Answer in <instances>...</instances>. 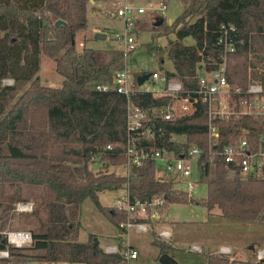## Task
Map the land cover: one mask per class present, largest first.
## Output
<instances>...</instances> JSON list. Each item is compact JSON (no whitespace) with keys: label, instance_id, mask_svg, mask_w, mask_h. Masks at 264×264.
I'll return each instance as SVG.
<instances>
[{"label":"trees","instance_id":"16d2710c","mask_svg":"<svg viewBox=\"0 0 264 264\" xmlns=\"http://www.w3.org/2000/svg\"><path fill=\"white\" fill-rule=\"evenodd\" d=\"M87 1L0 0V185L45 188L44 216L38 215L41 231H30L32 246L9 248L10 258L0 259V264H10L14 258L64 264H123L120 254H107L100 246L94 247L92 237L86 242L75 239L85 200L90 199L122 233L120 225L127 221V215L102 206L99 193L127 189L131 198L141 201L163 195L166 209L169 204L192 202L170 180L156 177L154 161L133 168L128 176L90 170L97 159L103 167L125 164L122 146L126 101L114 92L94 89L96 84H112L115 73L124 68L122 51H101L75 42L78 33L86 29ZM181 1L183 12L171 24L157 22L153 27L161 31L152 34L150 40L153 45L160 37L175 36L167 49L173 65V72L164 74L167 79H177L190 89L201 66L206 72L216 69L224 56L223 45L218 44L220 28L224 27L233 43V51L226 56L230 83L241 88L258 84L264 89V0ZM192 17L195 21L187 24ZM57 21L64 24L56 26ZM186 38L194 44H182ZM79 44L83 45L80 49ZM41 56L54 60V70L63 78L61 86L40 83L37 74ZM6 80L14 84L5 85ZM133 101L143 109H151L165 105L167 98L142 94ZM213 123L220 129L216 149L234 139L240 129L250 131L248 138L252 141L257 133L264 132V122L249 117ZM157 125L161 129L157 149L178 154L184 147L197 145L204 151L203 159L194 167L195 181L206 187V196L197 205L208 212L216 208L229 220L264 222V180H241L219 157L211 159L206 118L194 115ZM180 137L186 142L174 140ZM108 145L114 146L112 151L106 150ZM2 227L0 223V231L5 230ZM152 244L160 255L172 249L156 235ZM7 248L6 237L0 234V251ZM207 264L255 263L213 254L207 256Z\"/></svg>","mask_w":264,"mask_h":264},{"label":"built area","instance_id":"2783aa9c","mask_svg":"<svg viewBox=\"0 0 264 264\" xmlns=\"http://www.w3.org/2000/svg\"><path fill=\"white\" fill-rule=\"evenodd\" d=\"M166 10L167 6L164 3L154 9L157 12L156 18H163ZM145 13L143 8H134L126 3L117 11V16L125 23V33L119 37L125 58L135 50V38L132 35L134 24L136 19ZM230 29L232 31V28ZM220 33L218 44H222L224 49L222 63L209 72L200 67L193 88L188 89L179 80L167 79L164 74L158 72L149 73L148 79L139 85L126 66L115 73L112 84L95 85L94 89L97 92H114L125 98V139L122 149L126 176L133 168H141L146 162L154 161L157 165H162V171L156 169V173L169 174L170 181L179 185L191 199L193 191L199 185L194 179V167L203 159L205 153L197 145L184 147L178 154L157 149L156 139L161 135L157 123L200 115V118L207 119L208 155L211 159L219 157L230 172L238 174L241 180L250 178L264 180V132L257 133L256 139L252 141L248 138L250 131L240 129L234 139L216 149L220 129L214 125V121L237 122L249 117L264 122V89L258 84H248L246 88L232 86L226 73V56L233 51V43L227 35V29L221 27ZM7 81L10 80L4 81V84ZM11 84H14L12 80ZM142 94H150L154 98H167V103L143 109L133 101ZM113 148L112 145L106 146L107 151H112ZM96 161L99 162L98 159ZM125 191V198L114 207L127 215V221L120 225L124 233L132 227L139 233H145L149 228L152 230L155 223L165 219V196H154L148 201H141L138 198H131L128 190ZM33 209L32 202H19L15 205L14 213L32 214ZM156 233L161 241H169L171 238L167 230ZM0 234L6 237L8 245L6 250L0 251L1 260L10 258L9 248L23 249L32 245L30 231L5 229L0 231ZM122 245L124 249L121 251L116 246H106L103 251L107 254H120L123 264L137 260V252L126 240L123 239ZM193 250L200 252L198 247H194ZM219 253L227 256L231 254V249L221 247ZM254 263L264 264V250L256 251Z\"/></svg>","mask_w":264,"mask_h":264},{"label":"rangeland","instance_id":"374dc122","mask_svg":"<svg viewBox=\"0 0 264 264\" xmlns=\"http://www.w3.org/2000/svg\"><path fill=\"white\" fill-rule=\"evenodd\" d=\"M128 4L134 8H143L146 13L134 24L135 50L124 61V65L130 71V75L137 78L151 72L165 74L173 72L172 62L167 55L169 42H175V36L160 37L153 45L150 44L151 35L159 34L161 29L153 27L163 20L165 24H171L184 10L181 0H88L87 1V25L86 29L79 32L75 42L85 44L87 48L101 51L121 50L122 43L119 37L125 33L124 20L117 16V11ZM166 4L167 10L163 18H156L154 9L161 4ZM196 17L188 20L187 24L195 21ZM102 34L104 40H95V35ZM169 40V41H168ZM182 44L191 46L193 40L186 38ZM151 45V46H150ZM81 47L79 46V49ZM40 65L38 78L44 86H61L63 78L54 70V60L45 56L39 58ZM203 65V64H201ZM203 67V66H201ZM5 85H12L11 80ZM182 144L186 142L183 137L175 138ZM191 146V145H190ZM188 147V146H187ZM161 164L157 169L162 171ZM90 170L97 173H115L118 176H126V171L121 167H103L102 163L94 162ZM160 181H169L170 175L161 172L156 173ZM174 184V183H173ZM176 189L181 187L174 184ZM126 196L125 190L102 192L98 194L99 203L104 207L114 208L118 202ZM206 196L205 185H198L192 193V202L189 204H169L165 219L155 223L145 233H139L135 227L122 233L114 227L97 210L94 203L87 199L81 204L80 224L75 239L78 242H86L90 237L96 238L101 246H116L123 250L122 241L126 240L138 254V259L130 264H162L160 251L152 244L153 236L158 231L167 230L172 234L169 241L162 240L172 246L166 255L176 264H206L207 256L216 253L221 247H230L239 260L255 262L256 251L264 250V222H243L223 218L218 209L208 212L196 202ZM45 188L33 186L0 185V223L3 229L26 230L40 232V218L44 216ZM19 202H32L34 209L32 214L14 213L15 205ZM35 214V215H33ZM32 246V245H31ZM198 247L200 252L193 250ZM38 255L37 252H30ZM10 264H64L48 263L38 260L23 261L20 258L11 259Z\"/></svg>","mask_w":264,"mask_h":264},{"label":"water","instance_id":"95a60500","mask_svg":"<svg viewBox=\"0 0 264 264\" xmlns=\"http://www.w3.org/2000/svg\"><path fill=\"white\" fill-rule=\"evenodd\" d=\"M161 22V21H160ZM159 22V23H160ZM64 24V22H62V21H57L56 23H55V25L56 26H59V25H63ZM106 37L104 36V35H102V34H97V35H95V40H98V41H100V40H104ZM148 77H149V74H145V75H143V76H138L137 78H136V81H137V83L139 84V85H141L144 81H146L147 79H148ZM93 244H94V247H98L99 246V242H98V240L96 239V238H93ZM160 262L162 263V264H176L169 256H167L166 254H163L161 257H160Z\"/></svg>","mask_w":264,"mask_h":264},{"label":"crops","instance_id":"0c3cea01","mask_svg":"<svg viewBox=\"0 0 264 264\" xmlns=\"http://www.w3.org/2000/svg\"><path fill=\"white\" fill-rule=\"evenodd\" d=\"M79 43H82V42H79ZM166 212H167V209H166ZM166 212H165V214H166ZM172 235V234H171ZM171 238H172V236H171ZM171 238H170V240H171ZM99 246H100V244H99ZM101 247V246H100ZM230 248V247H229ZM231 249V248H230ZM214 255H216V254H219V255H221L220 253H219V251H217L216 253H213ZM213 254H210V255H213ZM234 254V251H233V249H231V254L230 255H227V256H225V257H229L231 260H237V261H241V262H247V261H244V260H239V259H237L236 257H231L232 255ZM138 259V258H137ZM249 262V261H248ZM251 263H254V262H251ZM206 264H207V261H206Z\"/></svg>","mask_w":264,"mask_h":264}]
</instances>
